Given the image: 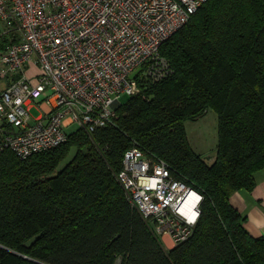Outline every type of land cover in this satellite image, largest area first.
Here are the masks:
<instances>
[{
    "label": "trees",
    "instance_id": "obj_1",
    "mask_svg": "<svg viewBox=\"0 0 264 264\" xmlns=\"http://www.w3.org/2000/svg\"><path fill=\"white\" fill-rule=\"evenodd\" d=\"M161 52L173 74L129 96L114 123L73 127L27 159L0 153V264H264V236L230 200L264 171V0H207ZM210 108L212 162L186 130ZM134 141L204 196L192 235L170 249L119 182Z\"/></svg>",
    "mask_w": 264,
    "mask_h": 264
},
{
    "label": "built area",
    "instance_id": "obj_2",
    "mask_svg": "<svg viewBox=\"0 0 264 264\" xmlns=\"http://www.w3.org/2000/svg\"><path fill=\"white\" fill-rule=\"evenodd\" d=\"M206 1L0 0V153L27 159L114 123L123 94L173 74L161 47ZM118 179L158 236L192 235L204 196L167 161L134 141Z\"/></svg>",
    "mask_w": 264,
    "mask_h": 264
},
{
    "label": "crops",
    "instance_id": "obj_3",
    "mask_svg": "<svg viewBox=\"0 0 264 264\" xmlns=\"http://www.w3.org/2000/svg\"><path fill=\"white\" fill-rule=\"evenodd\" d=\"M31 69L34 70L35 67L31 66ZM2 81L0 79V90L6 85L2 84ZM255 177L256 186L253 190H238L231 195L230 200L242 214L248 217L245 222L246 229L253 236H264V171H258ZM162 240L167 249L175 246L168 235Z\"/></svg>",
    "mask_w": 264,
    "mask_h": 264
},
{
    "label": "rangeland",
    "instance_id": "obj_4",
    "mask_svg": "<svg viewBox=\"0 0 264 264\" xmlns=\"http://www.w3.org/2000/svg\"><path fill=\"white\" fill-rule=\"evenodd\" d=\"M35 70L36 68L34 69V72ZM31 71L32 69L29 70V74H32ZM2 84H5V81H2ZM128 97L129 96L127 94H123L121 96V102L125 103ZM31 112L34 115L39 114V110L36 107H33ZM186 130L189 142L193 149L211 162L214 161L218 144V116L216 111L210 108L199 118L187 121ZM74 153L75 150L71 152L69 157L60 165L59 168H62Z\"/></svg>",
    "mask_w": 264,
    "mask_h": 264
},
{
    "label": "water",
    "instance_id": "obj_5",
    "mask_svg": "<svg viewBox=\"0 0 264 264\" xmlns=\"http://www.w3.org/2000/svg\"><path fill=\"white\" fill-rule=\"evenodd\" d=\"M136 76V72L132 74V77ZM122 263V257L120 256L115 264H121Z\"/></svg>",
    "mask_w": 264,
    "mask_h": 264
}]
</instances>
